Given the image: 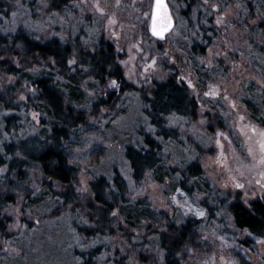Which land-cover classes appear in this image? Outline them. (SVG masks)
<instances>
[{"label":"rangeland","instance_id":"rangeland-1","mask_svg":"<svg viewBox=\"0 0 264 264\" xmlns=\"http://www.w3.org/2000/svg\"><path fill=\"white\" fill-rule=\"evenodd\" d=\"M185 1L168 0L175 25L163 41H157L149 33L153 0H77L51 16L44 10L46 0H16L11 4L9 17H0L3 32L11 33L17 26H23L35 37L72 40L81 31H90L103 35L115 50L123 74L122 84L129 88L117 92L112 109L89 114L80 152L95 147L102 149L104 156L98 165L84 166L75 186L78 193L85 195L95 177L103 175L110 180L116 169L131 200L144 201L168 220L163 214L149 210L151 214L147 213L140 221L134 218L138 212H132L126 223L115 213L111 216L115 221L113 234L85 246L103 245L108 249L98 264H115L113 260L124 255L128 256L127 264H162V252L154 233L163 231L166 222L178 226L190 217L205 220V215H196L197 210L204 211L200 205L203 195L196 190L191 195L182 192L176 187L178 175L173 174L162 185L150 175L140 185H134L124 155L127 145L139 143L138 133L152 136L156 133L143 113L141 93H148L155 82L169 76L175 75L187 87L198 103L199 117L189 122L175 116L168 119V125L178 131V138L163 141L165 165L181 169L194 160L215 192H228L233 197L238 194L247 207L254 200L264 202V176L259 167L252 166L254 162L247 151L252 141L240 131L244 127L248 136H252L251 127L264 129V0H195L199 3L190 10L187 7L190 1ZM32 14L37 15L35 20ZM196 18L201 20L204 34L195 27ZM208 19L212 20L210 25ZM194 43L205 46L203 55L188 54ZM90 84L83 89L82 103L77 106L88 113L98 94L96 85ZM15 85L14 78L0 75V89ZM118 87L119 84H111L109 91H118ZM32 91L33 87L24 83L15 92V101H26ZM259 97L262 108L258 109L255 121L243 101ZM40 118L38 112L30 109L18 134L39 132ZM212 118V124L219 120L221 126L210 130L208 123L211 124ZM38 179L39 175L31 172L35 190L39 187ZM237 182L244 186L237 188ZM79 212H70L51 200L29 207L24 205L23 197L17 198L5 209L8 223L0 237V264H80L72 251L78 245L73 224H92ZM221 217L225 219L221 226L203 227L201 250L186 253L183 264H264V243L235 230L226 213ZM117 225L124 230L117 229Z\"/></svg>","mask_w":264,"mask_h":264},{"label":"trees","instance_id":"trees-1","mask_svg":"<svg viewBox=\"0 0 264 264\" xmlns=\"http://www.w3.org/2000/svg\"><path fill=\"white\" fill-rule=\"evenodd\" d=\"M14 1L0 0V17H9ZM76 1L46 0L47 8L44 10L51 16ZM188 1V10L199 3L195 0L185 2ZM36 16L32 14L33 20ZM194 20L199 33L204 34L201 20ZM211 21L208 19L209 25ZM3 31L0 29V75L14 78L16 85L0 89V237L7 230L5 209L17 198L23 197L24 205L29 207L51 200L73 213L82 210L80 215L91 222V226H86L85 222L73 224V235L78 245L72 251L80 264H98L100 258L107 255L108 249L103 245L85 246L90 242L97 244L99 239H108L106 237L113 234L111 230L115 221L111 216L117 213L121 215L122 222L127 223L132 212H138L134 217L137 221L146 218L149 210L163 214L151 209L144 201L131 200L128 187L116 169L110 180L103 175L95 177L85 195L78 193L75 186L84 166L89 163L98 165L104 156L102 149L95 147L89 152H80L81 137L87 133L89 114L112 109L118 99L117 92L123 93L129 88L122 84L123 74L113 45L103 35L90 31H81L72 40L55 36L35 37L23 26H17L11 33ZM205 50V46L194 43L188 54L201 56ZM72 60L75 63H69ZM113 80L119 84L118 91H109ZM24 83L32 86L33 91L27 95L26 101L16 102L14 94ZM90 83L96 85L98 94L94 96L96 98L88 113L77 106L82 103L83 89ZM106 91L108 94L102 95ZM148 93H141L143 113L156 133L152 136L140 132L137 135L139 143L125 147L124 155L132 181L138 186L150 175L162 185L171 174L178 175L176 187L187 195L195 190L203 195L200 205L205 212V220L190 217L178 226L166 222L163 231L154 233L162 252V264H183L186 253L201 250L203 241L200 232L206 224L221 226L225 222L221 217L223 213L231 219L235 230L245 232L255 242L264 243V202L254 200L247 207L238 194L233 197L228 192H215L194 160L181 169L164 163L163 141H176L178 138V131L168 125V119L175 116L189 122L199 117L198 103L187 87L172 75L155 82ZM261 99L243 101L255 121H258V109L262 108ZM30 109L41 115L39 132H22L19 135L23 117ZM1 110L8 114H2ZM215 123H208V128L213 130L221 126L219 120ZM31 172L40 177L36 190L30 180ZM163 217L168 220L166 215L163 214ZM116 228L123 229L120 225ZM127 259L128 256L124 255L113 263L127 264Z\"/></svg>","mask_w":264,"mask_h":264},{"label":"snow or ice","instance_id":"snow-or-ice-1","mask_svg":"<svg viewBox=\"0 0 264 264\" xmlns=\"http://www.w3.org/2000/svg\"><path fill=\"white\" fill-rule=\"evenodd\" d=\"M97 7H99V5H97ZM153 7L154 11L151 15V32L154 36L162 39L164 38L165 34L172 28V17L169 13L168 5L165 3V0H155ZM100 11L103 12V9H100ZM69 63H75V61L72 60L69 61ZM153 63H155V61H153ZM111 84L112 86H116L117 82L113 80L111 81ZM243 119L244 117H241V120ZM240 131L243 132L245 136H247V139L249 141H252L247 149L251 160L254 162L252 166L259 167L261 169V176H264V129L258 131L257 128L251 127L250 131L251 133H253L252 136H248L247 132H245L244 127H241ZM217 143H219V141H217ZM243 186V184H240L238 182L236 183L237 188H242ZM196 215L203 217L205 213L202 210H197Z\"/></svg>","mask_w":264,"mask_h":264},{"label":"water","instance_id":"water-1","mask_svg":"<svg viewBox=\"0 0 264 264\" xmlns=\"http://www.w3.org/2000/svg\"><path fill=\"white\" fill-rule=\"evenodd\" d=\"M154 3H155V0H153V4H152V9H151V15H152V12L154 11ZM165 3L168 5V0H165ZM168 10H169V13L171 14V12H170V8H169V5H168ZM171 17H172V14H171ZM174 25H175V22H174V19H173V17H172V28L166 33V34H168V33H170L172 30H173V28H174ZM149 33H150V35L152 36V37H154L157 41H163L164 40V38H165V36H166V34H165V36H164V38H158V37H156V36H154L153 34H152V32H151V17H150V23H149Z\"/></svg>","mask_w":264,"mask_h":264}]
</instances>
